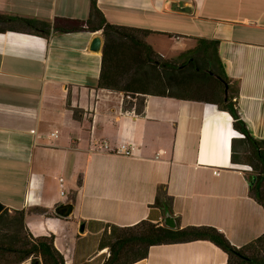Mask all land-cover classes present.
I'll return each mask as SVG.
<instances>
[{"label":"crops","instance_id":"1","mask_svg":"<svg viewBox=\"0 0 264 264\" xmlns=\"http://www.w3.org/2000/svg\"><path fill=\"white\" fill-rule=\"evenodd\" d=\"M168 1L192 5L193 13L169 11ZM90 7L91 0H0V15L87 20ZM97 7L112 25L153 32L147 42L165 59L200 39L220 41L226 72L239 82L240 113L264 140V0H97ZM96 36L104 42L102 31L49 39L0 33L4 211H25L30 232L53 235L66 264H103L107 249L99 251V244L108 224L164 226L166 214L152 207L160 185L182 228L214 227L237 248L264 235V210L249 196L243 169L231 162L236 132L229 114L213 104L152 96L142 116L123 110L122 94L98 88L102 51L90 50ZM162 37L172 42L168 53L157 47ZM121 146L131 155L117 152ZM69 202L72 215L59 216L56 208ZM145 260L226 264L228 256L195 241L153 246Z\"/></svg>","mask_w":264,"mask_h":264},{"label":"trees","instance_id":"2","mask_svg":"<svg viewBox=\"0 0 264 264\" xmlns=\"http://www.w3.org/2000/svg\"><path fill=\"white\" fill-rule=\"evenodd\" d=\"M16 31L49 39L52 33L102 31L104 44L98 88L123 95V110L142 116L146 98L163 97L179 101L216 105L229 114L235 132L231 146L234 166L243 170L249 185V196L264 210V140L256 139L244 121L239 107V82L232 80L220 57V41L200 39L195 48L176 59H165L147 42L153 33L145 29L110 24L91 0L87 20L57 18L42 23L19 17L0 15V33ZM228 87V97L226 96ZM78 118V112H74ZM242 148V149H241ZM241 149V150H239ZM163 214L172 215L177 229H169L148 220L128 227L108 224L101 237L99 251L110 256L103 264H134L148 257L151 247L208 241L227 256L226 264H264V235L237 248L218 229L211 226L181 227L172 210V198L166 187L157 188L155 204ZM26 212L5 210L0 214V264H66L51 236L35 237L25 222Z\"/></svg>","mask_w":264,"mask_h":264},{"label":"water","instance_id":"3","mask_svg":"<svg viewBox=\"0 0 264 264\" xmlns=\"http://www.w3.org/2000/svg\"><path fill=\"white\" fill-rule=\"evenodd\" d=\"M166 8L169 11L176 12V13H182V14H192L193 13V6L192 5H186L182 6L176 2L173 1H168L166 4ZM103 39L100 36H96L90 46V50L96 53H99L102 51L103 48ZM228 92L229 89L226 87V96L228 97ZM4 211V206L0 203V214ZM55 212L63 217V218H68L72 215L73 213V205L69 202L67 204H62L58 206L55 210ZM164 226L169 228V229H177L178 224L176 219L170 215L169 213H166L165 218H164ZM85 230V225L82 224L80 226V233H83ZM134 264H146V260H141L139 262H136Z\"/></svg>","mask_w":264,"mask_h":264},{"label":"rangeland","instance_id":"4","mask_svg":"<svg viewBox=\"0 0 264 264\" xmlns=\"http://www.w3.org/2000/svg\"><path fill=\"white\" fill-rule=\"evenodd\" d=\"M159 43H160V45H158L157 47L159 48V50L161 49V50H163L164 49V53H168V50L170 51V49H171V46H172V42H168V40L167 39H165V38H159ZM176 59V58H175ZM233 136L235 137V138H238L239 137V135H238V133L236 132V133H234L233 134ZM242 149V148H241ZM241 149H239V150H241ZM241 169H243V170H245V171H247V172H251V169L249 168V167H247V166H239ZM109 252V251H108ZM107 255H105V257H106ZM97 262H98V260H97ZM97 262H95V264L97 263ZM24 264H30V261L29 262H25Z\"/></svg>","mask_w":264,"mask_h":264},{"label":"built area","instance_id":"5","mask_svg":"<svg viewBox=\"0 0 264 264\" xmlns=\"http://www.w3.org/2000/svg\"><path fill=\"white\" fill-rule=\"evenodd\" d=\"M55 135H56V134H54V136H55ZM239 136H240V135H239ZM102 147H103L104 149H108V146H107L106 144H103ZM117 152H121V153L126 154V155H131V151H130V150L128 149V147H126V146H121V148L117 149ZM62 194H63V192H62ZM106 255H107V257L110 256L108 250H107Z\"/></svg>","mask_w":264,"mask_h":264}]
</instances>
